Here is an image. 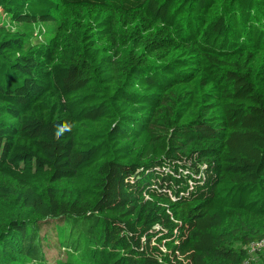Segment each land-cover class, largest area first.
<instances>
[{"label": "trees", "instance_id": "1", "mask_svg": "<svg viewBox=\"0 0 264 264\" xmlns=\"http://www.w3.org/2000/svg\"><path fill=\"white\" fill-rule=\"evenodd\" d=\"M260 240L264 0H0V264H252Z\"/></svg>", "mask_w": 264, "mask_h": 264}, {"label": "rangeland", "instance_id": "2", "mask_svg": "<svg viewBox=\"0 0 264 264\" xmlns=\"http://www.w3.org/2000/svg\"><path fill=\"white\" fill-rule=\"evenodd\" d=\"M54 15L57 16L56 14ZM8 26L13 30L24 32L27 35L28 43H48L51 38V35L58 28V20L51 23L33 24L8 22ZM239 245L240 244L237 243L235 244V247ZM245 248L248 251L249 259L252 264L261 261L262 255L264 254V245L259 246L256 243H252ZM79 257H81V254H78V258ZM246 264H248V262Z\"/></svg>", "mask_w": 264, "mask_h": 264}, {"label": "built area", "instance_id": "3", "mask_svg": "<svg viewBox=\"0 0 264 264\" xmlns=\"http://www.w3.org/2000/svg\"><path fill=\"white\" fill-rule=\"evenodd\" d=\"M257 245H259V246H262V245H264V240H260V241H258V242H255Z\"/></svg>", "mask_w": 264, "mask_h": 264}]
</instances>
